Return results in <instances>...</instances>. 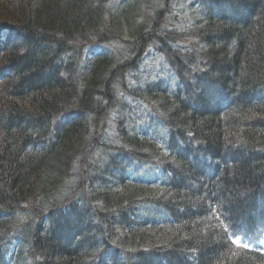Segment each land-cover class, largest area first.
<instances>
[{"label":"trees","instance_id":"1","mask_svg":"<svg viewBox=\"0 0 264 264\" xmlns=\"http://www.w3.org/2000/svg\"><path fill=\"white\" fill-rule=\"evenodd\" d=\"M261 1L205 5L194 30L153 0H0V264H264L230 237L263 225Z\"/></svg>","mask_w":264,"mask_h":264},{"label":"bare ground","instance_id":"2","mask_svg":"<svg viewBox=\"0 0 264 264\" xmlns=\"http://www.w3.org/2000/svg\"><path fill=\"white\" fill-rule=\"evenodd\" d=\"M251 2V6L249 4L248 0H153V2H150V7H149V11L153 12V13H157L160 15H164L166 14V16L170 19V20H179L180 16L183 17V15H186L187 13L191 14L196 12L197 14H195L196 16L194 17V25L192 26V28L197 25L200 24V22L203 21L204 18V6L208 5L207 7L210 6V8H214L215 10H222V11H226V10H230V14L233 17H236L237 14H242L244 16L247 15H251L252 12H255L258 9L263 8V5H261L262 1L261 0H256L255 2L250 1ZM147 11V10H146ZM149 11H147L149 13ZM174 18V19H173ZM178 26L180 27V29L182 30V27L178 24ZM172 29H178L179 27H177L175 24H173ZM187 29V32L190 34L195 35L194 30H199L198 28L194 27V30ZM201 32V31H200ZM172 33V32H171ZM168 35H170L169 33H167ZM196 37V36H195ZM193 37V39L195 38ZM204 38V37H203ZM172 42V40H170ZM196 41H190V45H183L181 44V42H179V40L177 41V44L185 49H188V51H193L192 47L197 46V44H193ZM173 43V42H172ZM99 45H91L89 47L90 50H94L99 52ZM138 58H140V68L142 66L145 65L146 68L149 67L150 63L153 62V60H157V56L159 55V53L157 51H153V52H149V53H143V54H137ZM139 60V59H138ZM150 62V63H149ZM154 63V62H153ZM153 74L149 75V81H152L153 78ZM115 89H117V91L119 92V95L117 94V100L119 102H121V99H125L126 96L131 97L132 99H137V101H141L144 103V106H147L146 100L143 99H139L138 95L139 94H130V93H125L124 91H121L118 87H115ZM222 99V98H221ZM191 107L193 109L196 110V114H203L205 112H207L206 108L204 105H202L199 101H194L193 103H190ZM137 109V108H136ZM133 111V110H132ZM263 193H264V189H263ZM259 201H261L264 204V196H260L258 198ZM233 208L232 206H230V209ZM152 216L154 217V220L156 221V223L158 225H167L168 223H171V220L168 216H166L163 213L159 212L157 213H152ZM236 214H233L230 218H229V223L235 218ZM262 221H263V225L260 226V229L256 230H249V229H241L238 233H233L232 235H230L231 237V242L234 246L235 249L241 248L244 250H250L253 252H256L257 254H264V215L262 216ZM227 237L230 240L229 235H227ZM239 241L242 244H247V247H243V246H238L237 243H233V241Z\"/></svg>","mask_w":264,"mask_h":264},{"label":"rangeland","instance_id":"3","mask_svg":"<svg viewBox=\"0 0 264 264\" xmlns=\"http://www.w3.org/2000/svg\"><path fill=\"white\" fill-rule=\"evenodd\" d=\"M91 45H93V44H89V46H87V48H89ZM158 58H157V60H153V62H149L150 63V65H149V67L151 68V67H154V69H153V72H156L157 71V68L160 66V64H161V62H163V65L167 62V56H166V54H164V56L163 55H158L157 56ZM157 67V68H156ZM149 75H152V74H150V72H149V70L145 67V65L144 66H142L141 68H139L138 70H135V73H133L132 75H131V77H130V79H128L131 83H132V85L133 84H136V82H138V80H142V79H149ZM144 77H146V78H144ZM143 80V81H144ZM119 109H123L124 107H126V108H128L130 111H132V110H134L135 108H137V110L139 111V112H145V109H146V107L144 106V103L143 102H141V101H137V99H132L131 97H129V96H126V98L125 99H121V102H120V104L117 106ZM125 109V108H124ZM119 115V112H117V110H114V114H113V116H111V118H109V120L106 122L107 123V125H108V127H114V119H115V117H117ZM137 120V119H136ZM138 122V124L140 125V122L139 121H137ZM108 133L109 134H111L112 133V130L111 129H109L108 130ZM147 174H148V172H147ZM263 244H264V241H263Z\"/></svg>","mask_w":264,"mask_h":264},{"label":"snow or ice","instance_id":"4","mask_svg":"<svg viewBox=\"0 0 264 264\" xmlns=\"http://www.w3.org/2000/svg\"><path fill=\"white\" fill-rule=\"evenodd\" d=\"M233 243H237L238 246L247 247V244H242V245H241V242H239V241H235V240H234Z\"/></svg>","mask_w":264,"mask_h":264}]
</instances>
